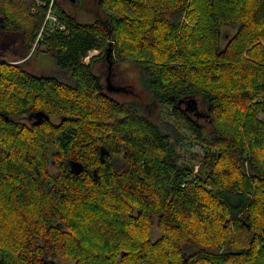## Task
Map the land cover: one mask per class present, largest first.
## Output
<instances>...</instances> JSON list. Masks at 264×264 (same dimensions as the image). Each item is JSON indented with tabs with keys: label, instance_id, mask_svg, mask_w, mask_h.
I'll return each instance as SVG.
<instances>
[{
	"label": "trees",
	"instance_id": "trees-1",
	"mask_svg": "<svg viewBox=\"0 0 264 264\" xmlns=\"http://www.w3.org/2000/svg\"><path fill=\"white\" fill-rule=\"evenodd\" d=\"M96 1L104 17L79 22L56 0H0L19 56L64 72L0 56V264H264V0ZM108 51L187 123L197 172L171 125L104 93Z\"/></svg>",
	"mask_w": 264,
	"mask_h": 264
},
{
	"label": "rangeland",
	"instance_id": "rangeland-1",
	"mask_svg": "<svg viewBox=\"0 0 264 264\" xmlns=\"http://www.w3.org/2000/svg\"><path fill=\"white\" fill-rule=\"evenodd\" d=\"M58 6L65 9L67 13L73 15L79 22H90L95 20L97 16L104 17V12L99 10L96 0H78L71 2L70 0H56ZM47 19L50 21V25L54 26L56 17L50 12L47 15ZM223 32L234 33L233 29L223 28ZM225 42L223 41V45ZM0 56L6 53V58L12 63H19L23 67L35 74L44 75H56L63 74L64 72L55 64V61L48 55L35 52L30 53L27 57L21 58L19 56V47L21 45V37L13 33L0 32ZM98 51L90 53L89 57L86 58V62L90 61V57L98 54ZM94 72L99 76L103 91L110 97L121 101V102H135L137 103L142 114L147 116L149 119L154 120L160 124L171 125L175 131L178 132L174 137L176 138L177 150H178V161L181 166L193 168L195 172L199 170L201 161L205 156L204 150L201 145L194 139L193 133L189 130L187 123L180 118L173 115L172 109L167 105L158 103L155 100L146 87L141 81L139 71L135 64L130 61H120L115 55L107 60H101L93 65ZM109 79V83H108ZM111 84L118 88V91L108 90L107 85ZM186 107V106H185ZM188 109V107H186ZM192 110V109H190ZM195 114V118L201 123L209 126V120L206 121L205 113L206 109L197 101V108L192 110ZM199 116H197L198 113ZM25 116H16L15 120H19L24 123H29ZM25 118V119H24ZM54 121L58 122V118H53ZM54 170V169H53ZM159 236L157 228H153V238ZM57 264H73L72 260L67 262H58Z\"/></svg>",
	"mask_w": 264,
	"mask_h": 264
},
{
	"label": "water",
	"instance_id": "water-1",
	"mask_svg": "<svg viewBox=\"0 0 264 264\" xmlns=\"http://www.w3.org/2000/svg\"><path fill=\"white\" fill-rule=\"evenodd\" d=\"M70 1H71V2H76V1H78V0H70ZM106 58H107V59L110 58V51L107 52V56H106ZM112 90H114V91H118L119 89L116 88V87H113ZM43 116L49 118V116L46 115V114L43 113V112H38V113L32 114V115H30L29 118H35V122H34V124H39V123H41V121H42V119H43ZM106 154H108V151H107L104 147H102L101 150H100V158H101L102 161H105V160H106V159H105V155H106ZM69 165H70V169H71V171H72L73 173H75V174H79V173H81V172L83 171V169H84L83 164L80 163V162H78V161H73V160H71V161L69 162Z\"/></svg>",
	"mask_w": 264,
	"mask_h": 264
},
{
	"label": "flooded vegetation",
	"instance_id": "flooded-vegetation-1",
	"mask_svg": "<svg viewBox=\"0 0 264 264\" xmlns=\"http://www.w3.org/2000/svg\"><path fill=\"white\" fill-rule=\"evenodd\" d=\"M108 83H109V79H108ZM113 87H115V86H114V85H111V84H108V85H107V89H108V90H112ZM28 117H29V116H26L27 119H29ZM29 122L32 123V121H30V119H29Z\"/></svg>",
	"mask_w": 264,
	"mask_h": 264
}]
</instances>
